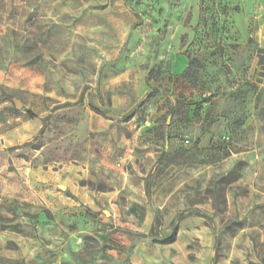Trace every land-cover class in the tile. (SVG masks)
Here are the masks:
<instances>
[{"label":"rangeland","instance_id":"1","mask_svg":"<svg viewBox=\"0 0 264 264\" xmlns=\"http://www.w3.org/2000/svg\"><path fill=\"white\" fill-rule=\"evenodd\" d=\"M263 91L264 0H0V264H260Z\"/></svg>","mask_w":264,"mask_h":264},{"label":"trees","instance_id":"2","mask_svg":"<svg viewBox=\"0 0 264 264\" xmlns=\"http://www.w3.org/2000/svg\"><path fill=\"white\" fill-rule=\"evenodd\" d=\"M194 64H196V61H190V62H189V65H188V69L190 70ZM162 158H164V155L161 156V157L159 158V160H162ZM259 261H260V264H264V255L261 256V257H259Z\"/></svg>","mask_w":264,"mask_h":264},{"label":"water","instance_id":"3","mask_svg":"<svg viewBox=\"0 0 264 264\" xmlns=\"http://www.w3.org/2000/svg\"><path fill=\"white\" fill-rule=\"evenodd\" d=\"M15 105H16L17 109H20L22 107V105L19 101H15Z\"/></svg>","mask_w":264,"mask_h":264},{"label":"crops","instance_id":"4","mask_svg":"<svg viewBox=\"0 0 264 264\" xmlns=\"http://www.w3.org/2000/svg\"><path fill=\"white\" fill-rule=\"evenodd\" d=\"M263 95H264V91H263Z\"/></svg>","mask_w":264,"mask_h":264}]
</instances>
